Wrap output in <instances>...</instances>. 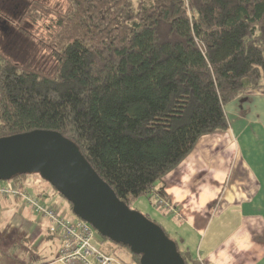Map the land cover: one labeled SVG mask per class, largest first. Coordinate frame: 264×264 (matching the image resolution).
Masks as SVG:
<instances>
[{"label":"trees","instance_id":"obj_1","mask_svg":"<svg viewBox=\"0 0 264 264\" xmlns=\"http://www.w3.org/2000/svg\"><path fill=\"white\" fill-rule=\"evenodd\" d=\"M25 19L52 65L0 45V138L59 132L130 209L167 200L165 178L228 130L226 106L264 88V0H31Z\"/></svg>","mask_w":264,"mask_h":264},{"label":"crops","instance_id":"obj_2","mask_svg":"<svg viewBox=\"0 0 264 264\" xmlns=\"http://www.w3.org/2000/svg\"><path fill=\"white\" fill-rule=\"evenodd\" d=\"M226 114L228 130L201 137L165 178L179 214L164 211L169 220L160 225L195 264H264V88L229 103ZM45 237H52L45 222L0 198V264H51L11 254V246Z\"/></svg>","mask_w":264,"mask_h":264},{"label":"water","instance_id":"obj_3","mask_svg":"<svg viewBox=\"0 0 264 264\" xmlns=\"http://www.w3.org/2000/svg\"><path fill=\"white\" fill-rule=\"evenodd\" d=\"M38 174L73 206V214L140 264H186L177 243L146 215L130 209L71 140L56 131L0 138V181Z\"/></svg>","mask_w":264,"mask_h":264},{"label":"rangeland","instance_id":"obj_4","mask_svg":"<svg viewBox=\"0 0 264 264\" xmlns=\"http://www.w3.org/2000/svg\"><path fill=\"white\" fill-rule=\"evenodd\" d=\"M41 1L48 4L49 6H52L55 2V0ZM30 2L31 0H2L0 2V7L4 10L9 18L7 20V17L0 16L1 19L7 21V23H5V21L0 19V45L4 50L8 51L10 55H12L21 63L30 62L36 66H50L52 65V60L47 52L44 51L36 41L32 40L30 36L25 35L26 31L32 33L38 31L41 32V29L39 30L40 26L33 24L30 19H25L22 25L24 31L21 32L16 28L20 19L23 18L24 12L29 7ZM19 181L27 186L33 195L39 196V193L42 192L43 195H41V197L44 198L47 204L61 207L64 213L69 210L70 215H68V217L73 219L76 218V216L73 214L70 203L61 194L55 193L53 187L43 180L38 174L23 176ZM19 207L22 209L24 208L21 205H19ZM133 209L141 212L144 215H148L158 224H160L159 219L162 221L169 220L168 216L164 215L163 213L165 210L158 207L154 200H150L147 197L139 199L134 204ZM41 232L46 233L47 231L44 227H42ZM99 237L101 240L102 237L100 235ZM94 244L102 250L115 249L117 250V254L121 255L122 257H126L128 260H132L131 254L127 248H118L115 243L108 239H104L103 243L94 240ZM20 245L22 246H11V254L16 258L22 256H25L24 258H28V256H30L31 259L33 257L40 256L42 258L48 259V262L51 264H61L57 262L60 243L58 239L54 237H45L40 243L36 240L30 239V241L25 243L22 242ZM132 264L136 263L133 262Z\"/></svg>","mask_w":264,"mask_h":264},{"label":"built area","instance_id":"obj_5","mask_svg":"<svg viewBox=\"0 0 264 264\" xmlns=\"http://www.w3.org/2000/svg\"><path fill=\"white\" fill-rule=\"evenodd\" d=\"M0 198L11 199L28 208L41 222L47 224L52 237L60 242L57 262L61 264H124L116 255L105 253L94 244L100 237L92 225L79 218H70L61 207L47 204L43 197L33 195L23 183L0 181ZM157 206L178 215L177 209L168 201L157 198ZM203 264L201 260H196Z\"/></svg>","mask_w":264,"mask_h":264}]
</instances>
